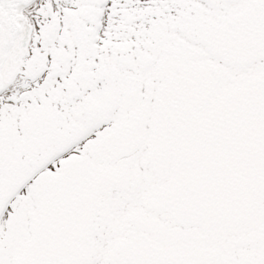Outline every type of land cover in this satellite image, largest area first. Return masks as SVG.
Segmentation results:
<instances>
[{
	"label": "snow or ice",
	"instance_id": "6c2138e0",
	"mask_svg": "<svg viewBox=\"0 0 264 264\" xmlns=\"http://www.w3.org/2000/svg\"><path fill=\"white\" fill-rule=\"evenodd\" d=\"M0 264H264V0H0Z\"/></svg>",
	"mask_w": 264,
	"mask_h": 264
}]
</instances>
